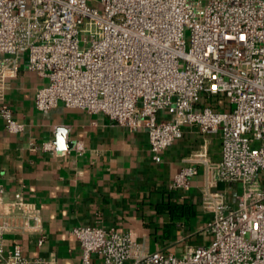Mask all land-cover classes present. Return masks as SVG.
<instances>
[{"label":"built area","instance_id":"2783aa9c","mask_svg":"<svg viewBox=\"0 0 264 264\" xmlns=\"http://www.w3.org/2000/svg\"><path fill=\"white\" fill-rule=\"evenodd\" d=\"M205 2L0 0V101L23 62L24 71L45 80L34 94L39 113L62 104L145 133L153 162L186 129L219 137L218 162L203 149L168 186L185 191L198 165L208 171L201 206L209 219L199 230L205 244L176 255L150 251L132 231L80 226L71 230L80 264L92 257L101 264H264V0ZM0 118L8 134L24 132L6 105ZM29 147L58 154L52 141ZM74 150L82 153L81 143ZM220 184L239 186L233 203ZM4 193L0 183V264H56L25 257L16 244L4 252L14 210Z\"/></svg>","mask_w":264,"mask_h":264},{"label":"crops","instance_id":"0c3cea01","mask_svg":"<svg viewBox=\"0 0 264 264\" xmlns=\"http://www.w3.org/2000/svg\"><path fill=\"white\" fill-rule=\"evenodd\" d=\"M22 66L20 62L17 75L6 79L0 101L16 122L25 125L23 133L10 135L0 118V183L3 202L14 208L8 219L13 230L4 237V252L16 244L25 257L80 264L81 251L71 236V230L80 226L132 231L137 239L148 240L150 251L176 255L195 247L194 242L206 243L207 236L199 230L209 219L201 206V190L210 186L208 171L198 165L189 189L177 195L168 186L188 165L186 161L203 149L210 163L219 161L217 135L186 129L182 139L161 154L160 162H153L145 133H131L103 115L69 110L62 104L39 113L34 94L45 80ZM61 128L66 129L63 151L58 145ZM46 141L55 144L57 155L31 151L30 143ZM76 143H81L82 153L75 152ZM217 189L226 190L227 199L234 202L228 187L220 184ZM180 194L194 206L195 217L178 221L168 211H157L160 204L183 202ZM34 217L39 232L31 229ZM41 237L44 241L38 246ZM91 264H101L100 259L92 257Z\"/></svg>","mask_w":264,"mask_h":264},{"label":"trees","instance_id":"16d2710c","mask_svg":"<svg viewBox=\"0 0 264 264\" xmlns=\"http://www.w3.org/2000/svg\"><path fill=\"white\" fill-rule=\"evenodd\" d=\"M176 194V192H174ZM177 195V194H176ZM180 200H185L183 194L179 195ZM157 211H168L172 220H190L191 218L195 217V210L194 206L189 204L188 202H172V203H163L157 206Z\"/></svg>","mask_w":264,"mask_h":264},{"label":"rangeland","instance_id":"374dc122","mask_svg":"<svg viewBox=\"0 0 264 264\" xmlns=\"http://www.w3.org/2000/svg\"><path fill=\"white\" fill-rule=\"evenodd\" d=\"M206 2H205V0H204V4H205ZM223 185V187H225V189H227V187L229 188V190H228V195L229 196H232L233 197V201L235 200V196H236V194H239L240 193V188H239V186H234V185H230V184H228V185H225V184H221V186ZM207 240H208V237H206V239H205V241L207 242ZM194 245L195 246H199V245H202V244H199V243H195L194 242Z\"/></svg>","mask_w":264,"mask_h":264},{"label":"clouds","instance_id":"9594fccd","mask_svg":"<svg viewBox=\"0 0 264 264\" xmlns=\"http://www.w3.org/2000/svg\"><path fill=\"white\" fill-rule=\"evenodd\" d=\"M59 132H60V136L58 137V145H59V149L63 151L66 150V143L64 139V134L66 132V129L61 128Z\"/></svg>","mask_w":264,"mask_h":264},{"label":"water","instance_id":"95a60500","mask_svg":"<svg viewBox=\"0 0 264 264\" xmlns=\"http://www.w3.org/2000/svg\"><path fill=\"white\" fill-rule=\"evenodd\" d=\"M70 147V146H69Z\"/></svg>","mask_w":264,"mask_h":264}]
</instances>
